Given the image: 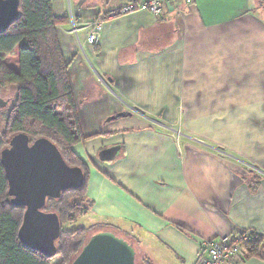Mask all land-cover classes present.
Wrapping results in <instances>:
<instances>
[{
  "label": "crops",
  "instance_id": "1",
  "mask_svg": "<svg viewBox=\"0 0 264 264\" xmlns=\"http://www.w3.org/2000/svg\"><path fill=\"white\" fill-rule=\"evenodd\" d=\"M143 0H53L90 177V216L149 264H200L204 243L255 231L230 264H264V10L189 0L114 16ZM103 23L100 42L89 27ZM2 93V92H1ZM131 117L108 121L120 113ZM121 147L118 157L100 154ZM99 225V224H98Z\"/></svg>",
  "mask_w": 264,
  "mask_h": 264
},
{
  "label": "trees",
  "instance_id": "2",
  "mask_svg": "<svg viewBox=\"0 0 264 264\" xmlns=\"http://www.w3.org/2000/svg\"><path fill=\"white\" fill-rule=\"evenodd\" d=\"M20 3V19L0 35V90H15L11 108L1 113L5 124L0 135V264H53L56 258L27 248L19 238L25 209L12 203L1 153L20 134L32 140H50L68 165L84 172L86 180L82 189L64 192L59 199L48 201L45 208L46 212L56 213L62 224L57 243L59 264H72L89 239L100 231H113L133 241L103 224L94 230L65 229L88 215L93 207L88 198L89 169L73 151L74 146L87 140L80 126L70 82V64L58 31L67 18L54 15L53 0H20ZM262 3L264 0H260L263 9ZM262 239L256 236L247 246L251 258L260 257ZM137 262L149 264L139 252Z\"/></svg>",
  "mask_w": 264,
  "mask_h": 264
},
{
  "label": "water",
  "instance_id": "3",
  "mask_svg": "<svg viewBox=\"0 0 264 264\" xmlns=\"http://www.w3.org/2000/svg\"><path fill=\"white\" fill-rule=\"evenodd\" d=\"M20 4V0H0V35L20 19ZM131 116L123 112L108 121ZM120 152L121 147H114L100 157L112 161ZM1 162L13 205L25 209L19 232L22 244L47 257H56L62 224L56 213L46 212L45 208L48 201L59 199L64 192L82 189L86 180L83 170L68 165L50 140H32L24 134L10 140L1 153ZM137 261L138 250L133 243L113 231H100L89 239L72 264H138Z\"/></svg>",
  "mask_w": 264,
  "mask_h": 264
},
{
  "label": "built area",
  "instance_id": "4",
  "mask_svg": "<svg viewBox=\"0 0 264 264\" xmlns=\"http://www.w3.org/2000/svg\"><path fill=\"white\" fill-rule=\"evenodd\" d=\"M179 1L189 0H143L141 3L133 2L118 10L114 16L126 15L139 10H147L154 16H161L169 6ZM102 26L101 21H95L90 25L88 36L90 44H99ZM255 237V231L249 230L242 234L222 236L216 240L205 242L204 250H202L200 256V264H230L237 258L245 256L247 246L252 243Z\"/></svg>",
  "mask_w": 264,
  "mask_h": 264
},
{
  "label": "rangeland",
  "instance_id": "5",
  "mask_svg": "<svg viewBox=\"0 0 264 264\" xmlns=\"http://www.w3.org/2000/svg\"><path fill=\"white\" fill-rule=\"evenodd\" d=\"M262 6H263V10H264V3H262ZM14 93H15V90L10 89V88L5 89V90H0V94H1L0 98H2L4 101H6V103L8 102L9 104L10 103L12 104L13 103L12 101L14 99ZM4 124H5V120L0 114V135H1V132L3 130ZM70 202H73V200ZM92 219H93V217L88 214V215L80 218L77 221V223L69 224V225L65 226V229L69 230V231L76 230L78 228H85V229L90 228L91 230H94V228L98 229L97 225L101 224L102 222H100V221L96 222V220L93 221ZM60 260H61L60 257L56 256V258L53 259V264H59Z\"/></svg>",
  "mask_w": 264,
  "mask_h": 264
},
{
  "label": "flooded vegetation",
  "instance_id": "6",
  "mask_svg": "<svg viewBox=\"0 0 264 264\" xmlns=\"http://www.w3.org/2000/svg\"><path fill=\"white\" fill-rule=\"evenodd\" d=\"M1 95V94H0ZM9 101V100H8ZM13 102V101H12ZM6 103V101H4L2 98H0V106H2L3 104H5ZM11 103L9 104L8 102H7V105H6V107L4 108H1L0 107V114L3 112V111H5V110H9L10 108H11Z\"/></svg>",
  "mask_w": 264,
  "mask_h": 264
}]
</instances>
